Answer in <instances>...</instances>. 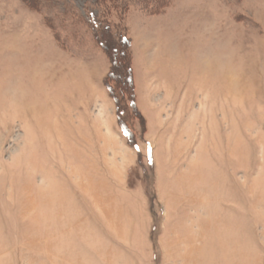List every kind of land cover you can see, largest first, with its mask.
Returning a JSON list of instances; mask_svg holds the SVG:
<instances>
[{
    "label": "rangeland",
    "instance_id": "rangeland-1",
    "mask_svg": "<svg viewBox=\"0 0 264 264\" xmlns=\"http://www.w3.org/2000/svg\"><path fill=\"white\" fill-rule=\"evenodd\" d=\"M0 264H264V0H0Z\"/></svg>",
    "mask_w": 264,
    "mask_h": 264
},
{
    "label": "trees",
    "instance_id": "trees-1",
    "mask_svg": "<svg viewBox=\"0 0 264 264\" xmlns=\"http://www.w3.org/2000/svg\"><path fill=\"white\" fill-rule=\"evenodd\" d=\"M121 42H122V44H124L128 48L131 46V42L128 40V38H126L124 36L121 37ZM102 47H104L103 44H102ZM114 53H115V55L113 57L114 60L112 61V63L114 65V67H115V66L118 65L119 61H122L121 58L123 59L122 56H124V51L121 49L120 51H115ZM121 64H124V62H122ZM116 69H119V68L117 67ZM128 70H129V73H130V74L128 73V75L125 74L124 76H122V74L119 73L117 75L113 74L112 77H114L117 82L123 84L124 86L128 85V86L132 87L133 86V77H132L130 69H128ZM109 92H110V95L113 97V99H114V101H115V103L117 105L119 127H120L122 132L126 133V131H125L126 127H125V124H124V121H123V118H122L124 116V111L122 110V107H121V104H120L121 97H120V95L116 94L114 88H112V87H109ZM130 97H127L130 100V102H129L130 105L129 106H130L131 110L136 111L134 109L136 103H135L134 99L132 97L131 98ZM126 136H127V134H126ZM127 138L129 139V143L132 146H134L135 142L132 139V137L127 136Z\"/></svg>",
    "mask_w": 264,
    "mask_h": 264
}]
</instances>
